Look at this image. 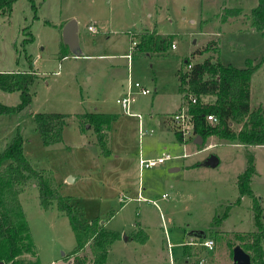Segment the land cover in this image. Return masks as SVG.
I'll return each instance as SVG.
<instances>
[{
	"label": "rangeland",
	"instance_id": "obj_1",
	"mask_svg": "<svg viewBox=\"0 0 264 264\" xmlns=\"http://www.w3.org/2000/svg\"><path fill=\"white\" fill-rule=\"evenodd\" d=\"M256 1L34 0L36 9H32L28 0H16L10 12H0V71L34 69L37 73L30 87V105L21 113H0V153L19 130L25 156L56 193L66 197L80 219L98 217L99 223L106 221V229H123L126 234L140 232L141 227L148 232L141 245L135 240L114 245L109 263L130 252L140 264H170L173 258L175 264L178 260L196 264L199 257L203 264H231V251L239 244L235 233L256 230L254 198L264 224V145L244 146L216 135L196 142L193 134L184 148L163 121L180 101L174 88L179 74L191 68L186 59L191 65L209 58L243 67L247 58L253 63L262 58L251 78L250 105L254 108L256 95L264 98V31L255 30L249 18ZM231 7L237 8V15L227 14ZM70 19L77 22L75 52L79 55L62 40V28ZM90 24L94 31L88 29ZM155 26L165 35L173 34L167 36L165 50L129 49L130 34ZM31 36L32 41H24ZM129 51L131 76L151 90L139 95L132 109L144 115L143 129L154 131L143 136L138 119L116 103L123 89L114 90L108 83L116 65L119 76L126 75L127 59L119 54ZM63 52L68 55L61 57ZM200 98L209 103L215 96ZM19 100V92L0 89L1 103L15 105ZM90 110L117 115L112 133L107 130L105 136L108 152L90 125L83 127L85 118L78 113ZM37 112L69 114L61 141L43 145L34 120ZM230 126L235 131L240 127L234 122ZM162 151L172 158L153 167H138L140 157L152 158ZM247 151L253 153L256 167L250 183L253 196L241 195L236 184ZM210 155L218 160L214 166L205 163ZM138 189L143 199H136ZM18 190L33 242L15 264H73L69 252L76 241L68 217L55 201L47 209L41 205L34 178ZM162 193L168 196L161 197ZM194 228L203 229L215 246L212 251L195 249L190 261H184L188 249L180 242ZM81 254L91 264L88 246Z\"/></svg>",
	"mask_w": 264,
	"mask_h": 264
},
{
	"label": "trees",
	"instance_id": "obj_2",
	"mask_svg": "<svg viewBox=\"0 0 264 264\" xmlns=\"http://www.w3.org/2000/svg\"><path fill=\"white\" fill-rule=\"evenodd\" d=\"M15 1L0 0V12H10ZM28 1L31 8L36 9L34 0ZM237 13V8L227 9L228 15ZM249 18L255 30L264 31V0H258L256 6L251 9ZM29 40L32 41L33 36L24 39V41ZM167 45L168 38H162L154 33H143L139 42H136L139 50L163 51ZM186 62L188 63L189 60L186 59ZM260 63V60L253 63L252 59L247 58L245 66L236 67L230 63L213 62L206 58L202 62H195L189 70L179 74V85L182 88L187 85L188 89L197 96V103L189 108L194 134L199 135L202 140L210 135H216L220 138L240 141L244 146L264 145V105L250 108V79ZM36 79L37 73L34 69L0 71V89L7 92L17 91L20 98L15 105L0 102V113L13 114L24 111L31 103L30 87ZM205 94L214 95V100L203 103L200 97ZM210 113L217 117V122L214 124L206 120V114ZM67 115L58 112L34 113L36 129L43 145H51L62 140V130ZM80 115L85 118L83 127L89 124L101 148L108 152L105 136L117 115L100 112H86ZM232 122L239 124L237 131L231 128ZM175 135L180 142L183 140L179 130L175 129ZM255 171L253 153L247 151L246 165L236 179L241 195L253 196L250 183ZM29 178L35 179L41 205L47 209L55 201L57 209L68 217L76 241L69 252L74 255L73 264H87L86 256L81 254L85 246L90 248L91 264H105L109 245L120 239L121 233L104 228L98 218L90 221L80 219L66 197L57 194L43 173L34 168L25 156L23 137L19 130L0 153V261L15 264L17 256L22 251L32 248L33 239L29 224L17 199L18 188ZM254 200L256 230L237 232L235 238L249 253L252 263L264 264L263 216L259 202L256 198ZM128 239L141 242L147 239V235L140 231L128 236Z\"/></svg>",
	"mask_w": 264,
	"mask_h": 264
},
{
	"label": "crops",
	"instance_id": "obj_3",
	"mask_svg": "<svg viewBox=\"0 0 264 264\" xmlns=\"http://www.w3.org/2000/svg\"><path fill=\"white\" fill-rule=\"evenodd\" d=\"M257 2H258V0L253 4V7L254 6H256V4H257ZM252 7V8H253ZM231 8H235V7H231ZM237 15V14H236ZM232 16H235V15H232ZM190 20L191 21H193V19L192 18H190ZM91 25V24H90ZM89 26V25H88ZM92 26V25H91ZM93 27V26H92ZM94 28V27H93ZM90 30V29H89ZM95 30V29H94ZM94 30H91V31H94ZM152 30H153V32H154V34L155 35H158V36H160V37H162V38H167V36L168 35H173V34H171V33H168L167 35H165L164 34V32H162V31H160L159 29H157V26H155V27H153V28H151V29H149V28H144L141 32H139V33H137V35H135V36H133V34H130V42H129V49L130 50H135V49H137V50H139L138 48H137V46L136 47H134L133 46V42L132 41H136V42H139V40H140V36L143 34V33H152ZM78 34V33H77ZM174 38V37H173ZM63 40V39H62ZM172 41V40H171ZM174 41V40H173ZM65 43V42H64ZM168 43H169V41H168ZM65 45H67L68 46V44L67 43H65ZM197 51V50H196ZM195 51V52H196ZM73 53H75V52H73ZM63 54H64V52H63ZM62 53H61V57H64V56H66V55H68L67 53H65V55H63ZM128 54L130 55V57L128 56ZM77 55H79V54H77ZM108 56H113V55H108ZM119 56L120 57H123V58H126L127 59V70H126V75L124 74V75H120L119 76V68H118V65H116L117 66V68H113L112 70H111V73L109 74V78H108V83H110V86H111V88H113L114 90H119V91H121L122 89L124 90V88H125V81H124V83H123V80H124V78H125V80L127 81V78H128V75H129V73H131V68H130V60H131V51H129L128 53H121V54H119ZM129 57V58H128ZM262 59V58H261ZM260 59V60H261ZM186 61V60H185ZM184 61V62H185ZM222 63H224L225 64V62H223V61H221ZM188 63H190V62H188ZM230 64H232L231 62H229ZM263 63V65H264V61L262 62ZM233 65V64H232ZM235 66V65H234ZM237 67V66H236ZM259 69V68H258ZM257 69V70H258ZM256 70V71H257ZM255 71V72H256ZM254 72V73H255ZM253 73V74H254ZM252 74V75H253ZM179 77V76H178ZM251 78H252V76H251ZM141 81V80H140ZM178 81H179V79H178ZM157 88V87H156ZM156 88L154 89L155 91H156ZM185 89V87H183L182 88V86H180L179 85V82H178V84L176 83V85H175V88H174V90L175 91H179V94H180V101L178 102V104H177V107L176 108H174L172 111H170V112H167V114H165L164 116H163V121L164 122H166V123H169V125H168V127L173 131V133H174V135H175V129H176V126H175V123H174V121H173V119H172V116L176 113V112H178L179 110H180V108L185 104V102H184V99H183V97H182V93L185 91L184 90ZM151 93V92H150ZM194 93V92H193ZM252 87H251V79H250V103L252 102V100H253V98H254V95H253V97H252ZM256 97V99H255V105H254V108H256V107H258L259 105H264V98H261V94H258V95H256L255 96ZM117 99V98H116ZM257 100V101H256ZM117 103V102H116ZM135 105V103L134 104H132V109L134 108L133 106ZM250 108L251 109H254V108H252V105H250ZM88 112H98V111H96V110H90V111H88ZM84 113H86V112H82V113H78V114H84ZM102 113H110V112H107V111H104V112H102ZM140 113V112H139ZM169 113V114H168ZM65 114H68V113H65ZM141 114V120H142V122H143V117H144V115H142V113H140ZM69 116V114L66 116V117H68ZM129 116H131V115H129ZM134 117H136L137 119H138V117L137 116H134ZM168 117V118H167ZM117 119V118H116ZM116 121V120H115ZM115 121H113V123H112V125H111V129H110V132L109 133H112V128L114 127V123H115ZM138 123H139V120H138ZM152 128H150V129H148V131L146 132V133H153L154 131H152V132H149V130H151ZM146 130V129H145ZM153 130V129H152ZM84 132V131H83ZM145 133H143V134H141V136H143ZM195 135V137L197 136L196 134H194ZM110 136H111V134H110ZM193 136V135H192ZM191 136V137H192ZM175 137H176V135H175ZM182 138H183V140L180 142L178 139H177V137H176V139H177V141L180 143V144H182L183 145V147L185 148V144H187L189 141H187L189 138H186V137H183L182 136ZM195 139V138H194ZM190 141H192L193 142V139H191ZM195 141V140H194ZM162 152H165V151H162ZM161 152V153H162ZM194 152V151H193ZM161 153H159V154H157L156 156H159ZM188 154V152H185V153H183V155L184 156H186ZM156 156H154V157H156ZM246 158V157H245ZM245 165H246V159H245ZM138 167H139V164H138ZM256 168V167H255ZM174 169H176V167H173V168H171V170H174ZM252 179H253V177H252ZM252 179H251V181H252ZM250 187H251V184H250ZM252 190V189H251ZM139 194L141 195V192H140V189H138V191H137V196H136V199H143L144 197L142 196V198H139ZM163 194V193H162ZM245 195V194H244ZM122 196H124V194H122L120 197H119V199H123V197ZM168 196V195H167ZM161 197H162V195H161ZM262 212V211H261ZM263 216V215H262ZM95 218H98V217H95ZM263 218V217H262ZM99 219V218H98ZM104 222H106V221H103V224H101L102 222H100V224L105 228V223ZM135 227H136V225H135ZM141 229H142V231L147 235V239H148V232L145 230V229H143L142 227H141ZM194 229H199V228H194ZM111 230V229H110ZM114 230V229H113ZM203 230V229H202ZM115 231H119L120 233H121V235H122V237L120 238V239H117V240H115L114 242H112L110 245H109V247H108V253H107V258H106V262H105V264H118V263H120V262H124V264L126 263H128V264H140L141 262L140 261H138V258L136 257V256H134V255H131L130 254V252H128L127 253V255L124 253L123 254V256H122V258L121 259H119V260H116L115 259V261H113L112 263H109V261H108V257H109V252L112 250V247H114V245H116L118 242H120L121 243V240L122 241H128V240H134V239H128V236H131V235H133V234H135L136 233V231L135 232H133V233H130V234H126L125 233V231H123V229H121V230H115ZM214 231H216V230H214ZM254 231V230H253ZM246 232V231H245ZM247 232H249V231H247ZM206 234V233H205ZM185 238H186V240L185 241H181L180 243H182L181 245L185 248V247H187V249L188 250H186V248H185V251L183 252V258H184V261H190V257H191V252H193L195 249H201L202 251H205L204 249H207L208 250V248H206L205 246H203V245H201L200 244V241L201 240H203L204 238H210V237H206V235H205V237L204 238H199V239H201V240H199L197 237H191V238H189L188 239V237H186L185 235H183ZM146 239V240H147ZM146 240L145 241H137V240H135V242H138L139 243V245H141V244H143V243H145L146 242ZM191 242H195V243H191ZM185 245H187V246H185ZM239 245V244H238ZM214 246H215V244H214ZM141 247V246H140ZM142 247H144V246H142ZM213 249H211V250H209V251H212ZM201 256H202V254H200ZM190 256V257H189ZM130 257H132V258H130ZM146 257V256H145ZM198 257V256H197ZM130 258V259H129ZM200 258V257H199ZM199 258H197L195 261L196 262H198V260H199ZM208 258V257H207ZM145 259H147V258H145ZM186 259V260H185ZM206 260V259H205ZM176 259H172V262L170 263V264H175L176 263ZM195 262V263H196ZM178 264H180V261L178 260ZM197 264V263H196Z\"/></svg>",
	"mask_w": 264,
	"mask_h": 264
},
{
	"label": "built area",
	"instance_id": "obj_4",
	"mask_svg": "<svg viewBox=\"0 0 264 264\" xmlns=\"http://www.w3.org/2000/svg\"><path fill=\"white\" fill-rule=\"evenodd\" d=\"M88 29L94 30V28L89 25ZM133 46H136V41H132ZM130 57V55L128 54ZM128 57V58H129ZM189 67L191 66V63L188 64ZM186 89V90H185ZM184 92L182 93V97L184 99L185 104L180 108L178 112H176L172 119L175 123L176 129L179 130L183 137L189 138L191 135H193V124L191 119V114L189 113V108L191 105L197 103V96L195 93L190 91L188 89V86H186ZM151 92V90L145 86L141 81L134 79L131 76V73H129L125 88L123 90V93L121 94V97H118L116 99V102L119 103L121 108L131 116H137L139 123H138V130L141 134L147 132V130L143 129L142 120H141V114L139 112H135L132 110V104L137 100V97L139 95H147ZM206 120L210 122L211 124H214L217 122V117L210 113L206 114ZM153 130H149V132H152ZM172 158V155L169 152H162L159 156L152 157V158H139L138 164L139 168H149L153 167L157 164L163 163L166 160H169ZM162 197H167L166 193L162 194ZM139 198H142V196L139 194ZM153 202V201H152ZM195 243V242H191ZM200 244L205 246L208 249L214 248V240L211 238H204L200 241ZM204 259H199L197 264H203Z\"/></svg>",
	"mask_w": 264,
	"mask_h": 264
},
{
	"label": "water",
	"instance_id": "obj_5",
	"mask_svg": "<svg viewBox=\"0 0 264 264\" xmlns=\"http://www.w3.org/2000/svg\"><path fill=\"white\" fill-rule=\"evenodd\" d=\"M62 39L73 52L78 45V34H77V22L75 19H70L62 28ZM78 54L77 52H75ZM196 142H201V137L197 135L194 139ZM205 163L207 165L214 166L218 163L217 158L214 155H210ZM205 232L202 229H191L186 233V237H197L204 238ZM231 264H251V258L248 252H246L240 245H235L232 249V263Z\"/></svg>",
	"mask_w": 264,
	"mask_h": 264
}]
</instances>
